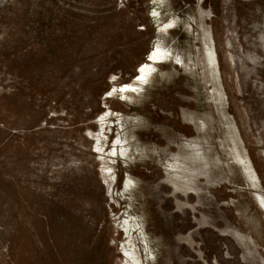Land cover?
Returning <instances> with one entry per match:
<instances>
[{"label": "rangeland", "instance_id": "rangeland-1", "mask_svg": "<svg viewBox=\"0 0 264 264\" xmlns=\"http://www.w3.org/2000/svg\"><path fill=\"white\" fill-rule=\"evenodd\" d=\"M259 195L264 0H0V264H264Z\"/></svg>", "mask_w": 264, "mask_h": 264}, {"label": "bare ground", "instance_id": "bare-ground-1", "mask_svg": "<svg viewBox=\"0 0 264 264\" xmlns=\"http://www.w3.org/2000/svg\"><path fill=\"white\" fill-rule=\"evenodd\" d=\"M165 26H166V24H162V26H161V30H163L164 28H165ZM207 55H208V58H209V61H210V63H211V65H212V67L214 68V70L216 71V68H215V66L217 65V59L215 58L216 56H215V54H213V51H212V49H210V48H208V50H207ZM149 57H150V61L152 62V64H147V63H145V64H143V65H141L140 66V72L142 73V75L144 76V78L145 79H143V80H146L151 74H152V72H153V68H154V64H157V63H163V62H165V61H168V60H171V57H172V53H171V51H170V49H163V48H161L158 44H157V46L150 52V54H149ZM177 62V61H176ZM184 63V62H183ZM130 87H128L127 86V88L126 89H129ZM133 91H135L136 92V90H133ZM232 126V125H231ZM234 135V134H233ZM235 139V138H234ZM237 140V139H236ZM235 140V142H237ZM125 145V144H124ZM123 147V146H122ZM239 147V146H238ZM239 150V149H238ZM241 150V149H240ZM126 150H123L122 152H123V154H125L124 152H125ZM238 157V156H237ZM239 160H241V162L240 163H244V166H245V169H246V173H248L249 174V176H250V179L251 180H253L252 178H253V175L251 174V172H250V169H249V166L246 164V161H244L243 160V158H239ZM179 162H177L176 164H178ZM172 166H174V164L172 165ZM178 167V166H177ZM187 169V168H186ZM189 172V171H188ZM193 173V172H192ZM191 174V173H190ZM256 174V173H255ZM254 181V180H253ZM174 184V183H173ZM258 199L260 200V202H261V205L263 206V208H264V198L261 196V195H259V197H258ZM130 247V246H129ZM127 250H125V252H126ZM128 255H132L131 253H128ZM127 260H128V258H127ZM123 261V260H122ZM131 264H139V262H138V259H135V260H133L132 262H131Z\"/></svg>", "mask_w": 264, "mask_h": 264}, {"label": "water", "instance_id": "water-1", "mask_svg": "<svg viewBox=\"0 0 264 264\" xmlns=\"http://www.w3.org/2000/svg\"><path fill=\"white\" fill-rule=\"evenodd\" d=\"M147 60H150L149 56H147Z\"/></svg>", "mask_w": 264, "mask_h": 264}]
</instances>
